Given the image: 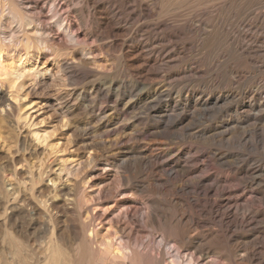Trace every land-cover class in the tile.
<instances>
[{"label":"rangeland","instance_id":"374dc122","mask_svg":"<svg viewBox=\"0 0 264 264\" xmlns=\"http://www.w3.org/2000/svg\"><path fill=\"white\" fill-rule=\"evenodd\" d=\"M2 2L7 4L6 6H9L10 2L15 5L19 2V6L16 5L19 10L29 15L36 25L41 20L45 28L40 31L41 34L39 33L42 36H38V33L35 36L30 35L33 43L30 48L36 57L33 59V66H39L41 76L35 78L25 76L19 78L21 81L16 79L11 73L18 70L19 56L16 55V59L12 58V54L0 48V264H45L50 252L51 243L48 239L52 237L51 228L52 231L55 228V237L64 233L65 237L61 235L62 241L59 242V246L68 252L69 243L67 244L66 240L68 234L64 224L68 223L71 217V206L64 199L66 198L64 191L57 190L51 193L52 188L48 186L52 183L48 181L49 177L58 178L60 169H63L67 162L80 164L79 171L71 179L74 183L76 181L75 198L82 196L84 202L83 209L78 206L74 209L77 210L78 216L83 212L82 219L87 220H94L100 215L97 206L99 202H109L106 206L112 209L115 207V201L128 198L129 191L116 195L117 172L131 176L130 166L134 162L139 163L140 158L144 156H147L153 165L142 166V170H138L137 173L144 174L139 179L141 182L144 181V187L149 190L141 193L140 189L135 188L132 191L137 189L138 197L149 196L152 199H159L161 203H166L168 199L166 192L161 190V180L168 181L170 186H176V189L177 185L173 178L170 179L163 174L158 167L169 169L173 164L208 161L209 151L227 149L226 152L233 156L241 154L239 164L235 167L244 170L251 169L252 164H256L263 169L259 178L264 180V0H89V2L2 0ZM56 4L60 6L59 12ZM34 13L38 14L35 16ZM62 16L67 20L71 19V22H68L72 24L73 32L78 31L75 38H72L71 34L62 35L63 30L58 23ZM4 26L0 25L2 32L0 38H4L3 32H8L10 23L6 21ZM28 35L25 33L22 37ZM38 38L43 40L40 41ZM8 41L7 39L6 42ZM161 91L164 94L160 93ZM184 104L188 105V108ZM138 118L143 119L140 121ZM63 119L68 123L65 124ZM156 132L158 133L155 134ZM219 136L221 138H218ZM37 137L40 140H34ZM214 141H218L217 144ZM88 152L90 154H87ZM158 174H161L163 179ZM60 176L62 178V182L58 179L60 189L70 185L64 173ZM220 178L222 181H229L223 182L224 184L235 186V181H232L234 176L230 171L221 173ZM7 181H11L17 187L16 195L8 198L4 197V186ZM262 184L259 191L264 194V181ZM122 187L127 188L126 185ZM99 188L102 197L97 196L96 189ZM191 189L193 195L197 196L196 199H190L192 194L188 193L189 190L181 189L176 190L177 192L172 191L169 196L173 198L181 196L185 200L187 198L191 204L202 203L200 209L196 207L193 209L195 224L199 223L201 224L199 226L203 227L205 223V226H214L219 231L229 223L235 207L240 208L241 203L247 198L249 201L246 202L252 200V197H248L252 196L249 189L239 187L234 191V195L228 197L225 207H221L215 199L203 196L207 189ZM33 202H36V205ZM28 203L31 205L26 206ZM257 203L258 210H264V205H259V201L256 200L255 204ZM34 205L39 208V210L36 208V211H39L35 213L36 216L17 210L19 206H24L30 208L28 211L31 212V206ZM141 209L132 218V226L141 231L138 235L141 248L152 253H155L153 247L161 248L165 258L171 253L175 254L172 243H169L168 239H162L161 230L144 223L142 215L145 214V209ZM39 213L41 216H37ZM236 213L239 218L243 215L241 208ZM260 213L262 217L257 221L262 224L257 221V224L247 223L248 220L245 219L243 224L245 228L242 225L239 230L231 229L237 233L244 231L248 237L242 239L245 245L242 244V240L240 245L252 251L257 247L258 249L254 250L257 257L264 254V238L262 239L264 231H261L264 229V211ZM199 220L200 222H197ZM95 222L100 224V220ZM213 222L216 224L213 225ZM99 228L102 235L135 237L129 235L130 228L108 224L106 221L101 222ZM114 230H117V234L110 232ZM48 233L50 234L47 235ZM254 235L255 238H251ZM186 254L187 252L183 253ZM211 259L208 258L206 261ZM216 259L214 258V261ZM215 262H218V259Z\"/></svg>","mask_w":264,"mask_h":264},{"label":"bare ground","instance_id":"6f19581e","mask_svg":"<svg viewBox=\"0 0 264 264\" xmlns=\"http://www.w3.org/2000/svg\"><path fill=\"white\" fill-rule=\"evenodd\" d=\"M9 1V0H8ZM34 1V0H33ZM42 1V0H41ZM242 1V0H241ZM254 1V0H253ZM16 2V1H15ZM20 2V1H19ZM18 2V3H19ZM36 2V1H35ZM55 2V1H54ZM61 2V1H60ZM64 2V1H63ZM89 2V0H88ZM124 2V1H123ZM18 3H16L17 6ZM43 3V2H42ZM47 3V2H46ZM67 3V2H66ZM65 3V4H66ZM93 4L95 3L94 1L92 2ZM125 3V2H124ZM168 3V2H167ZM27 3H25L26 5ZM31 4V2L29 3ZM60 4V3H59ZM146 4V3H145ZM7 4H4L2 2V0H0V25L4 26V23L7 21L10 23V27L8 32H3V37L4 38H0V48L5 49L6 53L12 54V58L16 55L19 56V62L20 65L18 67V70L15 71V73H11L15 76L16 79L25 77V76H32L33 78L37 77V76H41V71L38 70V67H34V61L33 59L36 58L35 54H33V52L31 51V46L33 45L30 35H34L38 33V36L41 34L40 31L43 30L45 28V26L43 27L41 24V20L38 22V24H34L32 22V18L29 15H25L23 14L19 8L14 4V3H9V6H6ZM23 5V4H22ZM40 5V4H37ZM49 5V4H48ZM68 5V4H67ZM97 5V4H96ZM127 5V4H126ZM256 5V4H255ZM42 6V5H41ZM47 5H45L46 7ZM61 6V4H60ZM60 6L58 4H56V7L58 8L57 12L60 11ZM142 6V5H141ZM149 6V5H148ZM227 6V4H226ZM28 7V6H27ZM30 7V6H29ZM36 7V6H35ZM43 6V8H45ZM54 7V6H53ZM26 8V7H25ZM24 8V9H25ZM33 8V7H32ZM56 8V9H57ZM125 8V6H124ZM129 8V7H128ZM198 8V6H197ZM21 9V8H20ZM23 9V10H24ZM37 9V8H36ZM54 9V8H53ZM33 10V9H32ZM38 10V9H37ZM46 10V9H45ZM143 10V9H142ZM149 10V9H148ZM36 11V10H35ZM41 11V10H40ZM73 11V10H72ZM150 11V10H149ZM146 11V12H149ZM210 11V10H209ZM38 12V11H37ZM223 12V11H222ZM258 12V11H257ZM28 13V12H27ZM42 13V12H41ZM153 13V12H152ZM29 14V13H28ZM32 14V13H30ZM35 16L38 13H34ZM44 14V13H43ZM42 14V15H43ZM48 14V13H47ZM58 14V13H55ZM60 14V13H59ZM64 14V13H63ZM148 14V13H147ZM150 14V13H149ZM148 14V15H149ZM190 14V13H189ZM195 14V12H194ZM213 14V13H212ZM41 15V14H40ZM65 15V14H64ZM242 15V14H241ZM58 16V15H57ZM56 16V17H57ZM146 16V15H144ZM204 16V15H203ZM212 16V15H211ZM258 16L260 17L261 15L258 14ZM46 17H48L46 15ZM55 17V16H54ZM63 17V16H62ZM214 17V16H213ZM40 18V17H39ZM43 18V16H42ZM41 18V19H42ZM58 18V17H57ZM71 18V16H70ZM35 19V17H34ZM37 19V18H36ZM44 19V18H43ZM46 19V18H45ZM54 19V18H53ZM214 19V18H213ZM49 20V19H47ZM71 20V19H70ZM66 17H63L62 19L59 20V24L61 29L63 30L62 35H70L72 36V38H75L76 36V32H73V29L71 27L72 24H69ZM37 21V20H36ZM57 21V20H56ZM73 21V20H72ZM71 22V21H70ZM211 22V21H210ZM216 22V21H215ZM45 23V22H44ZM74 23V22H73ZM156 23V22H155ZM164 23V21H163ZM240 23V22H239ZM7 24V23H6ZM75 24V23H74ZM166 25V24H165ZM158 26V25H157ZM167 26V25H166ZM5 27V26H4ZM115 27V26H114ZM161 27V26H160ZM223 27V26H222ZM3 28V27H2ZM47 28V26H46ZM51 28V27H50ZM76 28V27H75ZM74 28V29H75ZM119 28V27H118ZM165 28V27H164ZM162 28V29H164ZM55 29V28H54ZM57 29V27H56ZM60 29V30H61ZM117 29V28H115ZM120 29V28H119ZM7 30V29H6ZM76 30V29H75ZM74 30V31H75ZM78 30V29H77ZM1 31V30H0ZM48 31V30H47ZM53 31V30H52ZM155 32V31H154ZM2 33V32H0ZM8 33V34H7ZM29 34L28 36H23V34ZM40 33V34H39ZM46 33V31H45ZM49 33V32H47ZM57 33V32H56ZM7 34V35H6ZM44 34V32H43ZM59 34V33H57ZM61 34V33H60ZM233 35V34H232ZM37 36V37H38ZM42 36V35H40ZM44 36V35H43ZM32 37V36H31ZM60 37V36H59ZM68 38V37H67ZM4 39V40H3ZM9 40L8 42H6V40ZM36 39V38H35ZM39 39V38H38ZM37 39V40H38ZM65 39V38H64ZM233 39V38H232ZM40 40V39H39ZM43 40V39H41ZM40 40V41H41ZM55 40V39H54ZM58 40V39H57ZM72 41V40H71ZM39 43V42H38ZM41 43V42H40ZM160 43V42H159ZM222 43V42H221ZM44 44V43H43ZM48 44V43H47ZM45 43V45H47ZM38 45V44H37ZM25 46V47H24ZM137 46V45H135ZM134 46V47H135ZM43 47V46H42ZM22 48V49H21ZM24 48V49H23ZM50 48V46H49ZM2 49V50H3ZM43 49V48H42ZM54 49V48H53ZM35 50V49H33ZM141 50V49H140ZM143 50V49H142ZM37 51V50H36ZM42 51V50H41ZM138 51V50H137ZM14 52V53H13ZM135 52V51H134ZM141 52V51H140ZM139 52V53H140ZM50 53V52H49ZM3 54V53H2ZM1 54V55H2ZM141 54V53H140ZM5 55V53H4ZM62 55V54H61ZM78 55V54H77ZM139 55V54H138ZM3 56V55H2ZM81 56V55H80ZM10 57V55L8 56ZM144 57V56H143ZM57 58V57H56ZM141 58V56H140ZM16 59V58H15ZM40 59V58H39ZM55 59V58H54ZM73 59V58H71ZM143 59V58H141ZM4 60V59H3ZM11 60V59H10ZM47 60V59H46ZM68 60V59H67ZM17 61V60H15ZM17 61V62H18ZM40 61V60H39ZM55 61V60H54ZM73 61V60H72ZM71 61V63H72ZM146 61V60H145ZM53 62V61H52ZM69 62V60H68ZM147 62V61H146ZM145 62V63H146ZM37 63V62H36ZM70 63V64H71ZM19 64V63H17ZM44 64V63H43ZM54 64V63H53ZM39 65V64H37ZM62 65V64H61ZM65 65V64H63ZM77 65V64H76ZM81 65V64H80ZM45 66V64H44ZM68 67V66H67ZM71 67V66H70ZM14 68V67H13ZM43 68V66H42ZM49 68V67H48ZM47 68V69H48ZM57 68V67H56ZM65 68V67H64ZM12 69V68H10ZM50 69V68H49ZM69 69V68H68ZM28 70V71H26ZM62 70V67H61ZM47 71V70H45ZM76 71H78L76 69ZM97 71V70H96ZM14 72V71H13ZM52 72V71H51ZM47 73V72H46ZM67 73V72H66ZM70 73V72H69ZM81 73V72H80ZM53 74V73H51ZM60 74V73H59ZM63 74V73H62ZM43 75V74H42ZM67 75V74H66ZM78 75V73H77ZM80 75V74H79ZM62 76V75H60ZM65 76V75H64ZM69 76V75H68ZM71 76V75H70ZM81 76V75H80ZM9 77V75H8ZM43 77V76H42ZM66 77V76H65ZM73 77V76H72ZM76 78V77H75ZM10 79V78H9ZM15 79V80H16ZM14 80V82H15ZM20 80V79H19ZM21 81V80H20ZM20 83V82H19ZM16 84V83H15ZM22 84V83H21ZM18 86V85H17ZM158 90V88L156 89ZM162 90V89H161ZM169 91V90H168ZM157 93V92H156ZM162 93V91L160 92ZM166 93V92H165ZM164 94V93H162ZM161 94V95H162ZM157 96V95H156ZM155 97V95H154ZM161 99V98H160ZM159 99V100H160ZM145 100V99H144ZM155 101V100H154ZM8 102V101H7ZM151 103V102H150ZM186 103V102H185ZM190 103V102H189ZM12 104V103H11ZM10 104V105H11ZM27 104V103H26ZM128 104V103H127ZM126 104V105H127ZM131 104V103H130ZM178 104V103H177ZM175 104V105H177ZM187 104V103H186ZM184 104V105H186ZM63 105V103H62ZM183 105V106H184ZM197 105V104H196ZM2 106V105H1ZM14 106V105H13ZM12 106V107H13ZM129 106V105H128ZM148 106V105H147ZM152 106V105H151ZM150 106V107H151ZM188 105H186L187 107ZM62 107V106H61ZM14 108V107H13ZM12 108V109H13ZM172 108V107H171ZM188 108V107H187ZM15 109V108H14ZM72 109V108H71ZM170 109V108H168ZM174 110V108H172ZM2 110V109H1ZM4 110V109H3ZM15 111V110H14ZM29 111V109H28ZM185 111V110H184ZM11 112V111H10ZM12 113H14L12 111ZM170 113V112H169ZM173 113V111H172ZM174 113H176L174 111ZM29 114V113H28ZM67 114V113H66ZM143 114V112H142ZM147 114V113H146ZM155 114V113H154ZM163 114V113H162ZM167 114V117H169V114ZM181 114V113H180ZM186 114V113H184ZM11 115V114H10ZM65 115V114H64ZM179 115V114H178ZM187 115V114H186ZM28 116V115H27ZM67 116V115H66ZM181 116V115H180ZM10 117V116H9ZM142 117V116H141ZM163 117V116H161ZM22 118V117H20ZM66 117H64L65 119ZM159 118V117H158ZM63 119V121H64ZM139 119V118H138ZM141 119V118H140ZM139 119V120H140ZM143 119V118H142ZM141 119V120H142ZM165 119V118H164ZM175 119V118H174ZM140 120V121H141ZM147 120V119H146ZM170 120V118H169ZM172 120V119H171ZM170 120V121H171ZM177 120V119H175ZM65 124L68 123L67 121H64ZM123 122V121H122ZM167 122V121H166ZM172 122V121H171ZM168 123V122H167ZM164 124V123H163ZM64 125V123H63ZM170 125V124H169ZM175 125V124H173ZM17 126V125H16ZM21 126H23L21 124ZM113 126V125H112ZM159 126V125H158ZM157 127V126H156ZM176 127V126H175ZM86 128V127H85ZM148 128V126H147ZM166 128V127H165ZM57 129V127H56ZM116 129V128H115ZM157 129V128H156ZM158 130V129H157ZM167 130V129H166ZM54 131V130H53ZM117 131V130H116ZM201 131V130H200ZM205 131V130H204ZM114 132V131H113ZM150 132V131H149ZM209 132V131H208ZM49 133V132H48ZM152 133V132H151ZM158 132H156L155 134H157ZM161 133V131H160ZM166 133V132H165ZM189 133V132H188ZM187 133V136L188 135ZM198 133V132H197ZM225 133V131L223 132ZM214 134V133H213ZM217 134V133H216ZM219 134V133H218ZM38 135V134H37ZM152 135V134H151ZM154 135V134H153ZM197 135V134H196ZM69 136V135H68ZM156 136V135H155ZM160 137L162 135H159ZM193 136V135H192ZM195 136V135H194ZM198 136V135H197ZM108 137V136H107ZM199 137V136H198ZM215 137V136H214ZM235 137V136H234ZM46 138V137H45ZM134 138V137H133ZM204 138V137H203ZM218 138H221L220 136ZM224 138V137H223ZM34 139V138H33ZM32 139V140H33ZM87 139V138H86ZM96 139V138H95ZM34 140H40V138L37 137V139L35 138ZM33 140V141H34ZM193 140V139H192ZM196 140V139H195ZM205 140V139H204ZM216 140V139H215ZM218 140V139H217ZM221 140V139H220ZM94 141V140H93ZM115 141V140H114ZM32 142V141H31ZM46 142V140L44 141ZM86 142V141H85ZM103 142V141H102ZM154 142V141H153ZM196 142V141H195ZM203 142V139L202 141ZM210 142V141H209ZM213 142V141H212ZM215 142V141H214ZM218 142V141H217ZM217 142H215L217 144ZM222 142V141H221ZM29 143V142H28ZM92 143V142H91ZM114 143V142H113ZM116 143V142H115ZM241 143V142H240ZM26 144V143H25ZM159 144V143H158ZM82 145V144H81ZM157 145V144H156ZM214 145V144H213ZM233 145V144H232ZM93 146V145H92ZM160 146V145H158ZM166 146V145H165ZM219 146V145H218ZM90 147V146H88ZM155 147V146H154ZM196 147V146H195ZM213 147V146H212ZM221 147V146H220ZM35 148V147H34ZM81 148V147H80ZM122 148V147H121ZM137 148V147H136ZM140 148V147H139ZM151 148V146H150ZM160 148V147H159ZM191 148V147H190ZM222 148V147H221ZM36 149V148H35ZM89 149V148H88ZM99 149V148H98ZM134 149V148H133ZM158 149V148H157ZM168 149V148H167ZM193 149V148H192ZM191 149V150H192ZM203 149V148H202ZM208 149V148H207ZM215 149V148H214ZM219 149V148H218ZM141 150V149H140ZM139 150V151H140ZM160 150V149H159ZM198 150V149H197ZM205 150V149H204ZM227 150V149H226ZM226 150L222 151L219 149V151H215V152H208L207 157H209V160H202V161H195L194 163L190 164V162L188 163H183V164H173L171 167H169V169H164L162 166H159L158 169L163 172V174L165 173L166 176H168L170 179H174L176 181V185H177V189L176 186L172 187L170 186V183L168 181H165L162 177H160L161 183H160V187L161 190L163 192H166L167 194V198L166 199V203H161L159 201V199H152L149 196L148 197H138L137 194V189L136 191H132L135 188L140 189L139 191L145 192L147 187H144L145 184L143 182L140 181L139 178H141L140 175V171L142 170V166H147L148 165H153V162H151V160L146 156L141 157L139 160V163L134 164L132 166H130V170L132 171V175L131 176H126L124 173L122 172H117V190H116V195L119 194H125L127 191H129V194H127L128 198L126 200H121V201H115V207H113L112 209H110L111 207L106 206V204H108L109 202H99L97 204V206L99 207L100 210V215H98V217H95L94 220H87V219H82V213L81 215H77L76 213L77 210H75L74 208L76 206L82 208L83 207V197L82 196H77L75 198V183L74 181H72V177L74 175H76V173L79 171L80 169V164H73L72 162H67L65 163L62 167L63 169H60L61 173L63 172L65 174V176H67L68 180L70 182V185H65V188L60 189V182L58 181V179L61 181V173H59L58 178H50V180H48L49 182L51 181V184H48V186L50 187L51 193L56 192L57 190H59L60 192H65V196L66 198H64L67 202V204H69L71 206V210L69 209V211L72 213L70 219L67 217L69 215H67L66 219L68 220V223L64 224L65 226V230L68 234V237L66 240H68L67 244L69 243V250L67 252V250H62L60 248V244L59 242L62 241V236L64 235V233L62 232V234L58 237H55V233L54 232L55 228H51L52 232V237H50L48 240H50V252L47 255V260L45 262V264H264V254H262L261 252H259V254H262V256L257 257V255L254 253L255 249H258L257 247L252 251V249L248 248V247H241L242 244H244V240L242 239H246L248 236H246V234L242 233H237L236 231H232V230H239L240 227H242V225L244 224V220L247 219V223H256L257 220H259V218L261 219V214L260 211H264V210H258V203L255 204V201L258 200L259 201V205H264V194H261V192L259 191L261 186L263 185V181L259 178V174H261L262 172H260L261 167H259L258 165H254L251 167V169H244L242 170L241 168H237L235 167V165L237 166L239 164V157L241 156V154H238L237 156H233L231 154H228L226 152ZM94 151V150H93ZM155 151V150H154ZM172 151V150H170ZM180 151V149H179ZM214 151V150H213ZM229 151V150H228ZM97 152V151H96ZM131 152V150H130ZM137 152V151H136ZM141 152V151H140ZM139 152V153H140ZM169 152V151H168ZM174 152V151H173ZM177 152V151H176ZM188 152V151H187ZM190 152V151H189ZM203 152V151H202ZM230 152V151H229ZM233 152V151H232ZM160 153V152H159ZM201 153V152H199ZM206 153V152H205ZM235 153V152H234ZM245 153V152H244ZM87 154H90L89 152ZM132 154V153H131ZM144 154V153H143ZM146 154V153H145ZM149 154V153H148ZM170 154V153H169ZM191 154V153H190ZM194 154V153H193ZM162 155V154H161ZM166 155V154H165ZM171 155V154H170ZM189 154L187 153V156ZM246 155V154H245ZM98 156V155H97ZM100 156V155H99ZM132 156V155H131ZM139 156V155H138ZM149 156H151V154H149ZM156 156V155H155ZM159 156V155H158ZM163 156V155H162ZM168 156V155H166ZM205 156V155H204ZM243 156V154H242ZM96 157V156H95ZM137 157V155H136ZM164 157V156H163ZM198 157V156H197ZM203 157V156H202ZM245 157V156H244ZM92 158V157H91ZM124 158V157H123ZM151 158V157H150ZM153 158V157H152ZM159 158V157H158ZM157 158V159H158ZM170 158V157H169ZM172 158V156H171ZM184 158V157H183ZM191 158V157H189ZM199 158V157H198ZM250 158V157H249ZM93 159V158H92ZM96 159V158H95ZM120 159V158H119ZM155 159V157L153 158ZM164 159V158H163ZM167 159V157H166ZM256 159V158H255ZM259 159V158H258ZM94 160V159H93ZM115 160V159H114ZM128 161V159H126ZM130 160V159H129ZM193 160V159H192ZM197 160V159H196ZM92 161V160H91ZM125 161V160H124ZM136 161V159H135ZM194 161V160H193ZM251 161V160H250ZM110 162V160H109ZM113 162V161H112ZM123 162V161H122ZM184 162V161H183ZM253 162V161H252ZM126 163V161H125ZM124 163V164H125ZM155 163V162H154ZM159 163V162H158ZM162 163V161H161ZM178 163V161H177ZM180 163V162H179ZM93 164V162H92ZM114 164V163H113ZM123 164V163H121ZM120 164V165H121ZM123 164V165H124ZM127 164V163H126ZM125 164V165H126ZM132 164V161H131ZM119 165V164H118ZM122 165V166H123ZM128 165V164H127ZM162 165V164H161ZM164 165V164H163ZM263 165V164H262ZM129 166V165H128ZM158 166V165H157ZM168 166V165H167ZM23 167V166H22ZM240 167V166H239ZM112 168V167H111ZM116 168V167H115ZM121 168V167H120ZM125 168V166H124ZM156 168V167H155ZM239 169L237 171V169ZM250 168V167H249ZM114 169V168H113ZM149 169V168H148ZM153 169V168H152ZM57 170V169H56ZM140 170L139 174L137 173V171ZM151 170V168H150ZM157 170V168H156ZM59 171V170H58ZM109 171V170H108ZM118 171V170H117ZM224 171H230L231 173H233L234 176V180L235 181V186L232 185L229 186V184H224L223 182H229L227 180L222 181V179L220 178V174L223 173ZM42 172L44 173V171L42 170ZM116 172V171H115ZM160 172V173H161ZM260 172V173H259ZM29 173V172H28ZM31 173V172H30ZM29 173V174H30ZM53 173V172H52ZM129 173V172H127ZM154 173V171H153ZM168 173H171L168 175ZM32 174V173H31ZM38 174V173H37ZM138 174V176H137ZM226 174V173H225ZM49 175V174H48ZM128 175V174H127ZM159 175V174H158ZM159 175V176H160ZM228 175V174H226ZM231 175V174H230ZM229 175V176H230ZM262 175V174H261ZM3 176V175H2ZM45 176V175H44ZM225 176V175H224ZM40 177V176H39ZM10 178V177H9ZM8 178V180H9ZM145 178V177H143ZM154 178V177H152ZM157 178V177H156ZM155 178V179H156ZM159 178V177H158ZM264 178V177H263ZM41 179V178H40ZM64 179V178H63ZM227 179V178H226ZM4 180V179H2ZM142 180V179H141ZM157 180V179H156ZM231 180V179H230ZM18 182V181H17ZM43 182V181H42ZM62 182V181H61ZM48 183V182H47ZM232 183V182H231ZM5 184V183H2ZM147 184V182H146ZM62 185V184H61ZM122 185H126L127 188H123ZM4 186V185H3ZM2 186V187H3ZM63 186V185H62ZM150 186V185H149ZM234 187V188H233ZM239 187H244L245 189H249V192L251 193L252 196L248 197H252V200H250L251 202H246L249 201L247 197V200L243 203H241V209L243 211V215L241 216V218H239L238 214L236 213L237 210H240V208L237 206L235 207V210L232 211V218L229 221V223L227 225H225L224 229L222 230H216L214 228V226H205L206 224L204 223L203 227H200L199 223H197V225L195 224L196 219L193 216V212H194V207L199 208L200 205L202 203H194L191 204L184 198H182L181 196H177V197H170L169 195H171L172 191L177 192L176 190H183V191H188V193H191L192 196L190 197V199H196L195 195H193V192L190 190H193L191 188H203V189H207L204 192L205 198L208 199H215L218 202V205L221 207H225V204L227 202L228 197H231V195H234V191L239 189ZM150 188V187H148ZM264 188V187H263ZM131 189V191H130ZM197 189V190H198ZM21 190V189H20ZM49 190V189H48ZM196 190V189H195ZM194 190V191H195ZM201 190V189H200ZM59 191L57 192V194L59 193ZM138 191V192H139ZM202 191V190H201ZM243 192V190H241ZM247 191V190H246ZM21 192V191H20ZM50 192V191H49ZM48 192V193H49ZM95 192V190H94ZM97 192V196L102 197V191L101 188L96 189ZM95 192V194H96ZM139 192V193H140ZM152 192V191H151ZM196 192V191H195ZM4 193L6 198L10 197L11 195L17 193V187L14 183H12L11 181H7V183L4 186ZM24 193V192H22ZM50 193V194H51ZM128 193V192H127ZM158 193V192H156ZM187 193V194H188ZM240 193V192H239ZM263 193V192H262ZM49 194V195H50ZM56 194V195H57ZM61 194V193H60ZM162 194V193H160ZM184 194V193H183ZM186 194V195H187ZM195 194V193H194ZM198 194V193H197ZM200 194V193H199ZM16 195V194H15ZM45 195V194H44ZM115 195V194H114ZM142 195V194H141ZM152 195V194H151ZM174 195V194H173ZM244 195H246L244 193ZM14 196V195H13ZM48 196V195H47ZM52 196L51 195V200H52ZM146 196V194H145ZM163 196V195H162ZM165 196V195H164ZM163 196V197H164ZM239 196V194H238ZM12 197V196H11ZM43 197V196H42ZM55 197V196H54ZM60 197V196H59ZM62 197V196H61ZM154 197V196H153ZM187 197V196H185ZM45 198V196L43 197ZM47 199L49 198L46 197ZM63 198V197H62ZM115 198V197H114ZM204 198V199H205ZM236 198V196H235ZM235 198H233L234 200H236ZM241 198V196H240ZM58 200V197L56 198ZM55 199V200H56ZM104 199V197H103ZM189 199V198H188ZM243 199V198H242ZM29 200V199H28ZM40 200V198H39ZM62 200V199H61ZM60 200V201H61ZM102 200V199H101ZM207 200V199H206ZM205 200V201H206ZM44 201V200H43ZM46 201V200H45ZM53 201V200H52ZM94 201V199H93ZM103 201V200H102ZM114 201V199H113ZM238 201V200H237ZM13 202V201H12ZM16 202V201H15ZM27 202V201H26ZM40 202V201H39ZM49 202V201H48ZM55 202V201H54ZM64 202V201H63ZM121 202V204L119 203ZM34 203V202H33ZM36 203V202H35ZM34 203V204H35ZM42 203V202H41ZM51 203V202H50ZM65 203V202H64ZM88 203V202H87ZM12 204V203H11ZM24 204V203H23ZM26 204V203H25ZM38 204V203H37ZM52 204V203H51ZM55 204V203H54ZM120 204V205H119ZM212 204V203H211ZM16 205V204H14ZM13 205V206H14ZM22 205V204H21ZM31 205V204H30ZM29 203L26 206H30ZM36 205V204H35ZM31 206V212H29L26 207L24 206H19V208L17 210H21L22 212H25L26 214L30 215V216H34L36 212V206ZM40 205V204H39ZM49 205V203L47 204ZM231 205V204H230ZM3 206V205H2ZM63 206V205H62ZM66 205L64 204V207ZM86 206V205H84ZM203 206V205H202ZM11 207V206H10ZM15 207V206H14ZM45 207V206H44ZM96 207V206H95ZM210 207V206H209ZM220 207V208H221ZM261 207V206H260ZM264 207V206H263ZM8 208V207H7ZM51 208V207H50ZM54 208V207H52ZM143 208L145 209V214L142 215V217L144 218V223L147 226H153V227H157L161 230V237L162 239L164 238L165 240L168 239L169 243L171 242L172 247L175 249V254L171 253V255L168 258H165L164 256V252L161 248H157V247H153V251L155 253H152L151 251H144L141 246L140 243L138 242V235L139 233H141V231L136 230L133 226H132V218L139 213L138 211H140V209ZM207 208V207H206ZM205 208V209H206ZM215 208V207H214ZM217 208H219L217 206ZM262 208V207H261ZM10 209V208H9ZM39 210V208H37ZM83 209V208H82ZM92 209V208H91ZM90 209V210H91ZM200 209V208H199ZM204 209V211H205ZM212 209V208H211ZM224 209V208H222ZM5 210V209H4ZM16 210V209H15ZM42 210V209H40ZM49 210V209H48ZM54 210V209H53ZM93 210V209H92ZM142 210V209H141ZM220 210V209H219ZM232 210V209H231ZM6 211V210H5ZM10 211V210H9ZM12 211V210H11ZM86 211V210H85ZM84 211V212H85ZM209 211V210H208ZM213 211V210H212ZM211 211V212H212ZM224 211V210H223ZM48 212V211H47ZM54 212V211H53ZM196 212V211H195ZM10 213V212H9ZM8 213V215H9ZM14 213V212H13ZM42 213V212H41ZM50 213V212H49ZM52 213V211H51ZM66 213V212H65ZM69 213V212H68ZM197 213V212H196ZM206 213V212H205ZM241 213V212H240ZM12 214V213H11ZM199 214V213H197ZM217 214V213H216ZM214 214V215H216ZM231 214V213H230ZM7 215V214H6ZM7 215V216H8ZM40 213L37 215L39 216ZM42 215H44L42 213ZM52 215V214H51ZM58 215V214H57ZM97 215V214H96ZM203 215V214H202ZM208 215V214H207ZM240 215V214H239ZM36 216V215H35ZM41 216V215H40ZM65 216V215H64ZM228 216V215H227ZM29 217V216H28ZM47 217V216H45ZM55 217V216H54ZM84 217V216H83ZM199 217V216H197ZM208 217V216H207ZM226 217V216H225ZM14 218V217H13ZM19 218V217H18ZM30 218V217H29ZM34 218V217H32ZM31 218V219H32ZM59 218V217H58ZM227 218V217H226ZM225 218V220H226ZM264 218V217H263ZM15 219V218H14ZM38 219V217H37ZM46 219V218H45ZM50 219V218H48ZM47 219V220H48ZM64 219V220H66ZM198 219V218H197ZM204 219V216L203 218ZM208 218H206L207 220ZM210 219V218H209ZM216 219V218H215ZM35 220V219H34ZM53 220V219H52ZM62 220V218H61ZM60 220V221H61ZM63 220V221H64ZM98 222V220H100V224L101 222L106 221V223L108 224H117L120 226H125L127 228L131 229V232L129 235L135 236V237H126L123 235H116L115 237H111L109 235H102L101 234V230L99 228V223L95 224L96 221ZM224 220V222H225ZM264 220V219H263ZM262 220V221H263ZM46 221V220H45ZM59 221V222H60ZM219 221V220H218ZM217 221V222H218ZM7 222V221H6ZM16 222V221H15ZM49 222H51L49 220ZM54 222V221H53ZM65 222V221H64ZM197 222H200L197 221ZM209 222V221H208ZM258 223L262 224L261 222L257 221ZM38 223V222H37ZM46 223V222H45ZM212 224V221L210 222ZM246 223V222H245ZM208 224V223H207ZM216 224V222H213V225ZM257 224V223H256ZM259 224V225H260ZM28 225V224H27ZM46 226V224H44ZM58 225V223H57ZM249 225V224H248ZM253 225V224H252ZM54 226V225H53ZM51 226V227H53ZM218 226V225H216ZM245 225H243L244 227ZM254 226V225H253ZM47 227V226H46ZM221 227V226H220ZM22 228V227H21ZM219 228V226H218ZM235 228V229H232ZM245 228V227H244ZM251 228V227H250ZM256 228V227H255ZM261 228V226H260ZM35 229V228H34ZM45 229V228H44ZM232 229V230H231ZM252 229V228H251ZM59 230V229H58ZM136 230V231H135ZM159 230V231H160ZM255 230V229H253ZM36 231V230H35ZM45 231V230H44ZM232 231V232H231ZM256 231V230H255ZM261 231H264L261 230ZM260 231V232H261ZM58 232V231H57ZM111 233H115L117 234V230L114 231H110ZM136 232V234L134 233ZM250 232V231H249ZM253 232V231H252ZM50 233H48L47 235H49ZM55 235V236H54ZM51 236V235H50ZM257 236V235H256ZM263 236V235H262ZM261 236V237H262ZM42 237V236H41ZM47 237V236H45ZM65 237V235L63 236ZM20 238V237H18ZM44 238V237H42ZM48 238V237H47ZM251 238H255L251 237ZM264 238V236L262 237V239ZM163 239V240H164ZM261 239V238H260ZM45 240V239H44ZM240 240H242V244L240 245ZM249 240V239H248ZM255 240V239H254ZM253 240V241H254ZM43 241V239H42ZM251 241V240H250ZM264 241V240H263ZM262 241V242H263ZM248 241H246L247 243ZM258 243H260L259 241H257ZM43 243V242H41ZM21 244V243H20ZM48 244V243H47ZM64 244V243H63ZM62 244V245H63ZM263 244V243H262ZM245 245V244H244ZM247 245V244H246ZM255 245V244H254ZM47 246V245H45ZM248 246V245H247ZM251 246V244H250ZM44 247V246H43ZM66 247V246H65ZM263 247V246H262ZM48 248V247H47ZM45 247V249H47ZM63 248V247H62ZM67 248V247H66ZM15 249V248H14ZM21 249V247H20ZM64 249V248H63ZM262 249V248H261ZM12 250V249H11ZM261 251V250H258ZM19 252V251H18ZM46 252V251H45ZM184 252H187L186 255H183ZM257 252V251H256ZM22 254V253H21ZM170 254V253H169ZM15 255V254H14ZM20 255V254H19ZM16 256V255H15ZM22 256V255H21ZM208 258H212L211 261L208 260V262L206 261ZM214 258L218 259V262L214 261ZM21 261V260H20ZM42 263L44 262L41 261ZM38 263V262H37ZM40 264V263H38Z\"/></svg>","mask_w":264,"mask_h":264}]
</instances>
